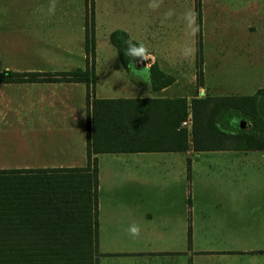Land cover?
I'll return each instance as SVG.
<instances>
[{"label": "crops", "instance_id": "crops-1", "mask_svg": "<svg viewBox=\"0 0 264 264\" xmlns=\"http://www.w3.org/2000/svg\"><path fill=\"white\" fill-rule=\"evenodd\" d=\"M187 12L199 26L194 36ZM44 20L55 23L44 28ZM89 30L107 41L87 52ZM116 30L147 48L144 66L123 65L109 42ZM6 40L16 46H3ZM151 67L169 84L154 88ZM87 68L95 75L91 100L151 98L172 106L183 99L188 107L172 129L177 138L94 154L99 264H264V148L245 139L216 140L210 148L212 140L201 137L210 126L207 108L196 120L197 142L208 149H197L192 109L193 99L253 97L264 89V0H0V73ZM87 93L86 81H0V169L86 166L93 134ZM147 114L148 125L163 122L165 135L166 121L184 113ZM133 225L138 237L129 234Z\"/></svg>", "mask_w": 264, "mask_h": 264}, {"label": "trees", "instance_id": "trees-1", "mask_svg": "<svg viewBox=\"0 0 264 264\" xmlns=\"http://www.w3.org/2000/svg\"><path fill=\"white\" fill-rule=\"evenodd\" d=\"M88 37L89 31L87 52L91 49ZM129 40L140 44L122 30L110 35L126 68L133 63L126 55V41ZM91 77L95 81L89 68L57 74L0 73V81L7 82L86 81L88 108L93 121V134L89 133L87 137L86 166L0 169V264H99V173L94 154L150 149L152 147L146 145L148 141L178 136L174 137L172 129L175 130L187 116L186 100H176L177 104L172 106L169 104L173 100L151 98L91 100ZM151 77L154 88H162L170 81L158 67H151ZM157 77L159 82L156 83ZM263 95L264 89H260L253 97L193 99L195 147L202 150L208 146L201 147L197 142L196 119L199 109L209 108L210 126L202 131L203 143H210L211 139L209 146L213 148L216 140L241 142L245 139L252 148H264V112L261 110L264 100H260ZM163 108H177L184 113L180 118L176 115L175 121H166L165 135H162L163 122L148 125L147 114ZM242 120L250 122L251 129L241 128Z\"/></svg>", "mask_w": 264, "mask_h": 264}, {"label": "clouds", "instance_id": "clouds-1", "mask_svg": "<svg viewBox=\"0 0 264 264\" xmlns=\"http://www.w3.org/2000/svg\"><path fill=\"white\" fill-rule=\"evenodd\" d=\"M154 3H150L149 7H156ZM55 4L52 3L50 5L49 11H54ZM171 14V13H170ZM185 20L187 28L191 35H195L196 32L199 30V26L196 23V17L193 12L185 13ZM128 47L126 50V55L130 56L134 62L140 61L142 63H146L150 59V53L148 52L147 48L143 44H133L130 40L126 41ZM189 54H194V49L189 50ZM129 234L132 237H138L140 235V228L137 225H133L129 228Z\"/></svg>", "mask_w": 264, "mask_h": 264}, {"label": "rangeland", "instance_id": "rangeland-1", "mask_svg": "<svg viewBox=\"0 0 264 264\" xmlns=\"http://www.w3.org/2000/svg\"><path fill=\"white\" fill-rule=\"evenodd\" d=\"M92 20H93V16L90 15V17H88V23L91 24L90 28L93 27ZM18 22H22V21H18ZM52 23H55V21H52V20H44L43 21L44 28L49 27ZM106 41H107V37L94 35L93 30H89L88 43H89V47L91 49H94V47H95V45L97 43H104ZM109 42H111V41H109ZM86 43H87V40H86V37H85V45H86ZM2 45L3 46H6L7 48H9L11 46L15 47L16 46V42L15 41H12V40H6L5 42H2ZM93 55H94V51L91 52V56H93ZM90 86H92V85L89 84V87ZM190 87H192V86L188 85V88H190ZM190 90H193V89H190ZM3 158L4 157L0 156V160L3 159Z\"/></svg>", "mask_w": 264, "mask_h": 264}, {"label": "water", "instance_id": "water-1", "mask_svg": "<svg viewBox=\"0 0 264 264\" xmlns=\"http://www.w3.org/2000/svg\"><path fill=\"white\" fill-rule=\"evenodd\" d=\"M136 64H137L138 66H144L146 63H142V62H140V61H137ZM245 126H246V121H245V120H242V121L240 122V127H241V128H244Z\"/></svg>", "mask_w": 264, "mask_h": 264}]
</instances>
